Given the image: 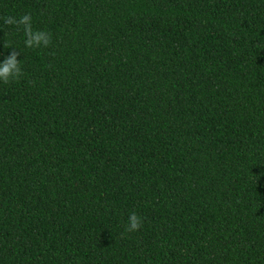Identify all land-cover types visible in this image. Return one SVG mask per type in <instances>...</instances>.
<instances>
[{
	"label": "trees",
	"instance_id": "1",
	"mask_svg": "<svg viewBox=\"0 0 264 264\" xmlns=\"http://www.w3.org/2000/svg\"><path fill=\"white\" fill-rule=\"evenodd\" d=\"M4 42L0 264H264V0H0Z\"/></svg>",
	"mask_w": 264,
	"mask_h": 264
},
{
	"label": "clouds",
	"instance_id": "2",
	"mask_svg": "<svg viewBox=\"0 0 264 264\" xmlns=\"http://www.w3.org/2000/svg\"><path fill=\"white\" fill-rule=\"evenodd\" d=\"M5 25L15 27L17 32L23 31V44L28 49L47 48L52 43V35L50 32L34 28L32 24L31 13H25L19 17L15 15H6L2 17ZM4 48H11L12 51L0 61V83L9 84L13 81L20 80L24 76L21 59H18L21 52L18 48L4 42ZM142 227V217L137 215L135 211L129 213L128 222L125 225L126 232L138 231Z\"/></svg>",
	"mask_w": 264,
	"mask_h": 264
}]
</instances>
